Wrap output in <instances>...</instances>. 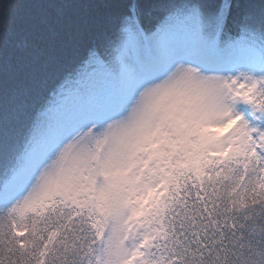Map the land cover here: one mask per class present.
I'll return each instance as SVG.
<instances>
[{"label": "snow or ice", "instance_id": "6c2138e0", "mask_svg": "<svg viewBox=\"0 0 264 264\" xmlns=\"http://www.w3.org/2000/svg\"><path fill=\"white\" fill-rule=\"evenodd\" d=\"M0 0V264H264V0Z\"/></svg>", "mask_w": 264, "mask_h": 264}, {"label": "trees", "instance_id": "16d2710c", "mask_svg": "<svg viewBox=\"0 0 264 264\" xmlns=\"http://www.w3.org/2000/svg\"><path fill=\"white\" fill-rule=\"evenodd\" d=\"M67 3L77 5L65 9V16L82 23L89 24L97 20L103 19V13L99 10L87 7L90 0H66ZM22 7L19 12L22 17L28 18L39 13V9L35 7L34 0H21Z\"/></svg>", "mask_w": 264, "mask_h": 264}]
</instances>
